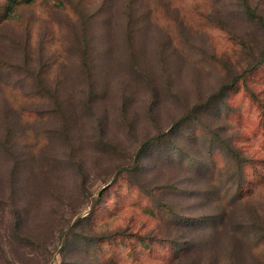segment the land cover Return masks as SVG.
Segmentation results:
<instances>
[{"label":"rangeland","instance_id":"obj_1","mask_svg":"<svg viewBox=\"0 0 264 264\" xmlns=\"http://www.w3.org/2000/svg\"><path fill=\"white\" fill-rule=\"evenodd\" d=\"M8 4L0 264H264V0Z\"/></svg>","mask_w":264,"mask_h":264},{"label":"trees","instance_id":"obj_2","mask_svg":"<svg viewBox=\"0 0 264 264\" xmlns=\"http://www.w3.org/2000/svg\"><path fill=\"white\" fill-rule=\"evenodd\" d=\"M18 1H19V3H30L31 2V0H9V4L7 5L8 7V9H7V13L9 14V16L10 15H12L14 12H15V10H16V6H17V4H19L18 3ZM144 147H145V145H143L141 148H140V152H139V154L141 153H143V151H144ZM246 163H250L249 161H245ZM245 193H246V191L244 190V188H243V186L241 187V186H239V187H237V191L233 194L234 196L233 197H238L239 199H241V198H243L244 197V195H245ZM189 224L191 223V222H188ZM196 226V223H195V221H193L192 222V226ZM185 250V249H184ZM184 250L182 251V252H180V253H184Z\"/></svg>","mask_w":264,"mask_h":264}]
</instances>
